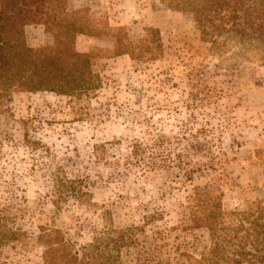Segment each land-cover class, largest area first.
Segmentation results:
<instances>
[{"label": "rangeland", "instance_id": "374dc122", "mask_svg": "<svg viewBox=\"0 0 264 264\" xmlns=\"http://www.w3.org/2000/svg\"><path fill=\"white\" fill-rule=\"evenodd\" d=\"M66 8H84L102 33L74 38L95 86L73 99L42 90L0 97L1 225L25 235L0 247V264H42L39 228L58 229L79 256L110 227L128 241L119 264L197 257L206 231L171 230L185 221L191 187H219L225 212L264 202L260 44L225 28L204 35L189 11L164 0H66ZM24 38L29 47L51 42L41 24L25 26ZM62 181L75 191L57 194Z\"/></svg>", "mask_w": 264, "mask_h": 264}, {"label": "trees", "instance_id": "16d2710c", "mask_svg": "<svg viewBox=\"0 0 264 264\" xmlns=\"http://www.w3.org/2000/svg\"><path fill=\"white\" fill-rule=\"evenodd\" d=\"M168 6L189 11L204 35L216 36L222 28L240 43L260 44L264 58V0H164ZM41 24L51 42L29 47L24 28ZM209 29V30H208ZM153 28H146V34ZM77 34L99 36L98 24L84 8L67 10L66 0H0V97L18 91H50L70 99L87 96L95 86L90 56L74 48ZM116 39V38H115ZM213 39V38H212ZM214 41V40H212ZM115 46H117L115 44ZM132 55L131 50L120 49ZM183 183L191 168H180ZM75 191L71 181L55 192ZM219 187H191L183 207L185 221L171 227L176 236H192L204 229L208 246L198 256L183 252L181 264H264V202L241 211H222ZM0 247L16 241L23 232L1 225ZM35 244L42 247V264H119L118 251L128 242L105 226L81 247L79 256L56 228H39Z\"/></svg>", "mask_w": 264, "mask_h": 264}]
</instances>
